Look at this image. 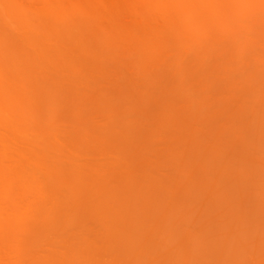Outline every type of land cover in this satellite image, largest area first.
Wrapping results in <instances>:
<instances>
[{"label":"rangeland","instance_id":"rangeland-1","mask_svg":"<svg viewBox=\"0 0 264 264\" xmlns=\"http://www.w3.org/2000/svg\"><path fill=\"white\" fill-rule=\"evenodd\" d=\"M176 1L0 0V264L252 263L257 245L249 244L248 255L244 248H239L243 254L234 253L232 229L239 223L229 225L233 238L225 228L229 219L238 220L239 209L247 215L262 210L264 216V70L249 55L255 49L258 58L264 43L249 41L254 45L242 52L237 42L244 35L238 14L251 0H223L225 8L221 0ZM214 4L223 8L217 12L226 11L212 17L210 40L217 37L221 43L211 41L218 48L231 47L219 48L228 60L238 47L242 54L233 58L248 55L242 62L236 58L238 64L223 57L234 72L240 66V80L235 73L228 77L225 72L233 71L213 54L205 55L196 41L201 32L193 36L188 29L185 12L192 8L194 15L187 16L202 17ZM225 19L228 28L219 24ZM161 27L167 31L158 41ZM176 27L186 32L175 33ZM226 35L234 38L228 41ZM259 35L258 43L264 41ZM169 44L190 52L172 54L164 49ZM152 45L157 52L152 60L166 56L179 64L180 58L188 61L189 52L197 62L183 63L178 77L174 70L173 81L176 63L171 68L167 61L170 75L154 65L141 71L143 61L151 62ZM136 50L149 57L142 55L141 62ZM127 54L132 58L125 59ZM201 62L205 70L199 69ZM77 197L83 203L79 209ZM225 213L231 217L224 219V230ZM225 231L232 239H222ZM248 236L239 238L248 244L254 240Z\"/></svg>","mask_w":264,"mask_h":264},{"label":"bare ground","instance_id":"bare-ground-1","mask_svg":"<svg viewBox=\"0 0 264 264\" xmlns=\"http://www.w3.org/2000/svg\"><path fill=\"white\" fill-rule=\"evenodd\" d=\"M203 1H204V0H203ZM221 1H223V0H221ZM221 1H219V4H220ZM238 1H239V0H236V2H238ZM242 1H243V0H242ZM248 1H249V0H248ZM261 1H262V2H261ZM261 1H260V0H251V3H250V1H249L250 4H248V2L246 3V1H245L244 3L248 4L249 6H247L246 4H242V5H241L242 10L239 9L240 7L238 8V9L240 10V12H241V13H239L240 15L238 14V16H240V18L243 17L245 21H247L246 19H249L248 22H247L246 24H247V25L250 24L249 26H246L245 23L242 22L243 18H242V20H238L239 23H240V22L242 23V24L240 23V24H241V30H240V31H243V33H244V35H243V33H241L240 35H243V36H240V37H239V38L242 37V38H243V39H242L243 41L241 42V39H239V38H238V40H240L241 43H239V41H237L238 44H239V47L242 48V49H241L242 52H243V50L248 49L249 44H250L251 41H252L254 44L257 43V45H258V44H259V45H260V44L263 45V43H264L263 40H262V42L258 43V41H261V40H260L259 37L257 36V34H260V35H259L260 38H261L262 36L264 37V33L262 32V31L264 30V28L260 30V28L262 27V25H264V23H263V22H264V20H263V19H264V0H261ZM168 2H169V1H168ZM175 2H177V1L175 0ZM213 2H214V1H213ZM223 2H224V1H223ZM223 2H222L223 5H222V4H221V5H222V7L225 8V6H224L225 2H224V3H223ZM240 2H241V1H240ZM169 3H170V2H169ZM178 3H179V4H181V3L184 4L182 1H181V2H178ZM178 3H177V5H178V7H179V4H178ZM216 3H217V2H216ZM241 3H242V2H241ZM175 4H176V3H175ZM175 4H174V5H175ZM205 4H206V3H205ZM239 4H240V3H239ZM161 5H162V4H161ZM214 5H216V4H214ZM214 5H213V6H214ZM226 5H227V6H230V5H228L227 3H226ZM236 5H237V4H236ZM189 6H190V5H189ZM209 6H210V5L208 4L207 7H209ZM238 6H239V5H237L236 8H237ZM176 7H177V6H176ZM178 7H177V9H178ZM184 7H185V6H182L181 8L183 9ZM186 7H188V6H186ZM186 7H185V8H186ZM193 7H194V6H193ZM222 7H221L220 9H223ZM255 7H256V8H255ZM181 8H179V9H181ZM185 8H184V10H185ZM188 8H189V7H188ZM188 8H186V10H188ZM190 8H191V6H190ZM197 8H198V7H197ZM215 8H216V9H215ZM215 8L211 9V13L209 12V11H210L209 9H208V10H205V13H206V11H208V12L210 13V14H208V12H207V14H208V16H209L210 18H208V16H206L207 14L204 15L203 12L201 13L202 15H204V16H202V17H201V15H200V13L195 14L196 16H193V17H192V16H191L192 13H193V15H194V12H192V11H194V9L192 10V8L189 9V11H187V12L189 13L190 10H192V11L190 12L191 15L189 14L190 17L187 16L188 13L185 12V13H186V17H187L188 19H190V21H188V22H189V23H188V24H189V25H188V26H189L188 29L192 28L194 34L192 33L191 35H193V36H194L195 34H197V32H198V33L201 32L202 36H198L199 39L196 40V41H199V42H200V43H199V46H200V47L203 46L202 49L205 48V49H204V50H205V55L208 54V53H209V54H213L214 56H213V55H211V56H213L214 58L217 57L219 62H222V63H223V61H226V60H227V61H228L227 64H229V61L232 62L231 59H232L235 55L240 56V55L242 54V52L240 53V48L238 47V49L234 50V53H232V55H234L235 53H236V54H235L234 56H232V58L229 57L230 59L228 60V59H226V58H228V57H225V56H224L225 51L222 52V48L225 47V46H223V45L221 44L220 46H221L222 48H221V50H220V49H219L220 46H219V48H218V47H217L218 44H215V43H217V41L220 42L221 39H220V38H219V39H216L217 37L214 38L216 42H215L213 39H211V40H213L215 43L212 42V41L210 40V38H212V37H210V35H211V33H210V32H211V29H210L211 27H210V26H211V25H210L209 23L211 22V20H213V18H216V17L218 16V14L220 15V14H222L223 12L226 11V10H223V11H221V12H217V10H220L219 7H218V5H216ZM246 8H247V9H246ZM259 8H261V9H259ZM262 8H263V9H262ZM171 9H172V8H171ZM238 9H237L236 11H239ZM250 9H252V12H251ZM255 9H256V10H255ZM169 10H170V9H168V11H169ZM201 10H202V9H201ZM228 10H229V9H228ZM243 10H246V11L248 10V11H250L251 13L249 14V12H247L248 14H246V13H245L246 11H243ZM257 10H260V13L263 11V13H261L260 15H257V14H256V13H257ZM261 10H262V11H261ZM166 11H167V9H166ZM170 11H171V10H170ZM172 11H173V10H172ZM195 11H196V10H195ZM215 11H216V13H215ZM254 11H256V13H255ZM176 12L178 13V11H176ZM253 12H254V13H253ZM167 13H168V12H167ZM174 13H175V12H174ZM217 13H218V14H217ZM234 13H236L235 10H234ZM237 13H238V12H237ZM165 14H166V13H165ZM165 14H164V15H165ZM170 14H171V13H170ZM172 14H173V13H172ZM175 14H176V13H175ZM179 14H180V13H179ZM179 14H178V15H179ZM211 14H212V16H211ZM213 14H214V15H213ZM255 14H256V15H255ZM258 14H259V11H258ZM262 14H263V16L260 17ZM158 15H159V14H158ZM178 15H176V16L178 17ZM245 15H246V16H251V15H253L252 17H255L256 19H255V18L252 19L251 17H246V18H245ZM145 16H146V15H145ZM149 16H150V14H149ZM155 16H156V15H155ZM165 16H166V15H165ZM173 16H174V15H173ZM197 16H200V18L197 17ZM205 16L207 17V19L204 18ZM236 16H237V15H236ZM256 16H257V17H256ZM147 17H148V15H147ZM156 17H157V16H156ZM174 17H175V16H174ZM177 17H176V18H177ZM212 17H213V18H212ZM259 17H260V20H258ZM149 18H150V17H149ZM164 18H165V17H164ZM164 18H163V19H164ZM193 18H196V19H193ZM198 18H199V19H198ZM234 18H235V17H234ZM240 18H239V19H240ZM261 18H262V19H261ZM166 19H167V16H166ZM172 19H173V18H172ZM202 19H203V20H202ZM204 19H206V20H204ZM219 19H220V21H221V18H218V20H219ZM223 19H224V18H223ZM237 19H238V18H237ZM251 19H252V20H251ZM149 20H150V19H148V21H149ZM218 20H216V21H217V25L215 24L216 27L218 26ZM253 20H254V21H253ZM160 21H161V19H160ZM171 21H172V20H171ZM171 21H170V23H169L168 20H167L168 23H166V25H169V26L172 25V24H171V23H172ZM175 21H176V20H175ZM208 21H209V22H208ZM220 21H219V24H220V25L223 24V27L226 25L225 27L228 28V26H227L228 23H226V19L223 21V22H225V23L220 22ZM249 21H250V22H249ZM251 21H252V22H251ZM259 21H260V22H259ZM149 22H150V21H149ZM151 22H152V21H151ZM153 22H154V21H153ZM153 22H152V23H153ZM214 22H215V21H214ZM254 22H255V24L258 23V25H254ZM156 23H157V22H156ZM221 23H222V24H221ZM251 23H253V24H251ZM262 23H263V24H262ZM159 24H160V23H159ZM164 24H165V23H164ZM213 24H214V23H213ZM243 24H244V25H243ZM259 24H261V27L259 26ZM161 25H162V24H161ZM175 25H176V24H175ZM186 25H187V24H185V26H186ZM208 25H209V26H208ZM251 25L256 26V27H252ZM155 26H156V25H155ZM169 26H168V27H169ZM185 26H184V27H185ZM188 26H186L185 28L187 29ZM213 26H214V25H213ZM239 26H240V25H239ZM157 27H158V26H157ZM179 27H180V26H179ZM218 27H219V26H218ZM243 27H244V28H243ZM249 27H250V28H249ZM257 27L259 28L260 31H257V29H258ZM165 28H167V27H165ZM176 28H177V32H176V30H175V33H181V34H183L184 32H186L185 29H184V32H183V33L180 32L181 30H179V32H178V27H176ZM181 28H182V26H181ZM245 28H246V29H245ZM247 28H248V29H247ZM252 28H255V30H253ZM150 29H152V28H149V31H150V32H152V31L154 32L153 29H152V30H150ZM158 29H159V28H158ZM160 29H162V27H161ZM160 29H159V30H160ZM179 29H180V28H179ZM182 29H183V28H182ZM188 29H187V31H191V32H192V30H188ZM217 29H218V28H217ZM239 29H240V28H239ZM209 30H210V32H209ZM221 30H222V29H221ZM228 30H229V33H230V29H227V31H228ZM251 30H252V31H251ZM165 31H167V29H166ZM165 31H164V32H165ZM168 31H169V29H168ZM182 31H183V30H182ZM225 31H226V30H225ZM225 31H224V32H225ZM253 31H254V32H253ZM255 31H257V33H256ZM158 32H159V31H158ZM158 32H156V33H158ZM164 32H163V29H162V32L159 34V37H158V36H157L158 38L156 37L158 41H159V38H160V40H163V38L165 37V36L163 35ZM169 32H170V31H169ZM195 32H196V33H195ZM212 32H213V31H212ZM216 32H218V30H216ZM224 32H223V33H224ZM252 32H253L254 34H252ZM259 32H260V33H259ZM148 33H149V32L147 31V35H148ZM173 33H174V32H173ZM173 33H172V31H171L169 35H171V34L174 35L175 33H174V34H173ZM247 33H249V36H250V37L252 36V37H251L252 39H251L250 37L247 39V35H248ZM262 33H263V34H262ZM141 34H142V33H141ZM150 34H151V33H150ZM150 34H149V36L152 35V34H151V35H150ZM153 34H154V33H153ZM167 34H168V32H167ZM213 34H214V32L212 33V35H213ZM145 35H146V33H145ZM157 35H158V34H157ZM169 35H168V36H169ZM184 35H185V34H184ZM198 35H200V34H198ZM224 35H225V34H224ZM224 35H222V36H224ZM230 35H233V34H230ZM230 35H229V37H228V35H226V37L228 38V41H229V38H230V40H232V39L234 38V37H230ZM253 35H254V36H253ZM261 35H262V36H261ZM168 36H167V38H170V36H169V37H168ZM189 36H190V35H189ZM255 36L258 38L257 40L255 39V38H256ZM190 37H191V36H190ZM190 37H189V38H190ZM198 37H197V38H198ZM224 37H225V36H224ZM187 38H188V36H186V39H187ZM189 38H188V39H189ZM145 39H147V38H145ZM201 39H202V41H201ZM223 39H224L225 41H227L225 38H223ZM235 39H236V38H235ZM235 39H234L233 41H231V42H232V45H233L234 43H237V42H235ZM250 39H251V40H250ZM253 39H254V40H253ZM262 39H264V38H262ZM157 40H156V41H157ZM164 40H165V39H164ZM172 40H173V39H172ZM172 40L170 41V43L172 42ZM178 40H179V39H178ZM178 40H176V41L179 42ZM255 40H256V42H254ZM150 41H151V40H150ZM156 41L153 40V42H156ZM158 41H157V42H158ZM225 41H224V42H225ZM228 41H227V43H228ZM249 41H250V42H249ZM157 42H156V43H157ZM177 42H176V43H177ZM231 42H229V43L231 44ZM213 43H214V44H213ZM220 43H221V42H220ZM225 43H226V42H225ZM225 43H224V44H225ZM253 43H251L250 45H254ZM159 44H160V42H159ZM159 44H157V45H159ZM161 44H163V43H161ZM165 44H166V43H165ZM177 44H179V43H177ZM183 44H186V43H183ZM196 45H197V44H196ZM194 46H195V45H194ZM228 46H229V45H228ZM228 46H227V44H226V47H228ZM260 46H261V45H260ZM154 47H155V46L152 45L151 48H152L153 50H152V51L150 50V53H152L153 55L150 54L149 52H147L148 50H146V48H144V51L146 50L145 52H146V53H149V55H151L150 58H148L149 55H146L147 57H145V56H144L145 52H143L142 50H140V52H143V53H144V54L142 53V55L145 57V59L148 58L149 60H151L150 64H148L146 61H143V62H145V63H143V64H145V65L141 64V63L138 61V62L141 64L140 67L143 65V67H141L140 70H141L142 68H144V69L146 68V69H148V71H149L150 69H153V68H152L153 65L155 66L154 68L158 67L159 69H161V67H162L161 70H163V68L166 67L168 64H169V67L172 68V66H170V65H174V66H175L174 63H176V64L178 63V62H174V61H173V64H171L172 61H171L170 59H167L166 56L164 57V54H163V52H162V56L164 57V58H162V60H160L161 58H160V59H156V56H155V58H154L155 61H156V60H159V61H161L162 63L159 65L158 63H160V62L157 61L156 64H154L155 61L152 60V58L154 57V54H155V52H156V50H155ZM159 47L161 48V51H163V48H162L161 46H159ZM171 47H172V46H170V44H169V45H168L167 47H165L164 49L168 48L167 50H168L169 52L173 50V51H172V54H176L177 52H180V51H181V52L185 51V53H186L187 50L189 49V47H187L188 49L186 50V46H185V48L183 47V50H179V49H182V47H180L178 50L175 51V50H174V49H175V46H174L173 49H172ZM177 47H178V46H177ZM226 47H225V48H226ZM229 47H230V46H229ZM262 47L264 48V45H263ZM151 48H150V49H151ZM225 48H224V49H225ZM230 48H231V47H230ZM233 48H235V47H233ZM139 49H141V48H139ZM139 49H138V50H139ZM142 49H143V48H142ZM169 49H170V50H169ZM171 49H172V50H171ZM190 49H191V48H190ZM256 49L260 50L259 48H256ZM191 50H192V49H191ZM226 50H228V48H226ZM229 50L231 51V49H229ZM252 50H253V49H252ZM252 50L249 52V55L253 54V58H252V56H250V57L252 58V59H251V58H250V59H251V61L257 62V65H255V66H259L260 64H258V63H262V64H264L263 61H261V60H263V59L261 58V56H263L264 53H258V54H259V55H258L259 57L257 58V54L254 55V54H255V49H254V52H253V53H252ZM153 51H155V52L153 53ZM188 51L190 52V50H188ZM232 51H233V50H232ZM236 51H237V52H236ZM136 52H137V50H136ZM189 52H188L187 54H189L190 57L188 58V61H187V62H189V59L191 58V54H190ZM201 52L203 53V51H201ZM207 52H208V53H207ZM210 52H213V53H210ZM238 52H239V53H238ZM245 52H247V51H245ZM245 52H244V53H245ZM137 53L139 54V52H137ZM202 53H201V54H202ZM214 53H215L216 55H215ZM237 53H238V54H237ZM244 53H243V54H244ZM134 54L136 55L135 52H134ZM183 54H184V52H183ZM183 54H182V55H183ZM209 54H208V55H209ZM226 54H227V53H226ZM262 54H263V55H262ZM128 55H129V54H127V57H125V59H128V58L131 59V58H132V57H130V56H132V54L129 55V56H128ZM135 55H133V57H140L139 55H141V53H140L138 56H137V55L135 56ZM142 55H141V57H140V58H141V62H142V60H144ZM155 55H157V52H156ZM197 55H198V52H197ZM197 55H196V56H197ZM203 55H204V54H203ZM205 55H204V57H205ZM186 56H187V55H186ZM200 56H201V55H200ZM226 56H227V55H226ZM246 56H248V55H245V56L242 55L241 59L238 57V58L240 59V62H242V60H243L244 57H246ZM255 56H256V58H255L256 61H255V59H254ZM174 57H175V56H174ZM177 57H178V56H177ZM177 57H175V58H177ZM202 57H203V56H201V59H202ZM223 57H224L226 60H224ZM263 57H264V56H263ZM158 58H159V56H158ZM175 58H173V59L175 60ZM183 58H184V57H183ZM193 58H194V57L191 58L192 61H193V62H191V63L195 64V61H196L197 59H194V60H193ZM196 58H200L199 55H198ZM211 58H212V57H211ZM219 58H220V59H219ZM236 58H237V57L233 58V61H234V59H235V61L237 62L236 64H238V61H237L238 58H237V60H236ZM260 58H261V59H260ZM148 59H147V60H148ZM164 59H165V60H164ZM166 59H167V60H166ZM178 59H179V57H178ZM180 59H181V58H180ZM180 59H179V64H180V62H181V65L179 66L180 68L178 69L177 66H178L179 64H177V66H176V67H177V70H176V67H175V69L173 68L172 72H170V73H172V75L175 73L177 77H178L177 72H180V71H181L180 69H182V68L185 69V66H184L183 63H186V64H185L186 67H187V65L190 64V63L187 64V62H183V63H182V61H181ZM186 59H187V58H186ZM206 59H207V58H206ZM206 59H205V60H206ZM208 59H209V58H208ZM208 59H207V60H208ZM222 59H223V60H222ZM246 59L248 60V57H247ZM246 59H245V60H246ZM253 59H254V60H253ZM257 59H259V61H258ZM168 60H170L171 63H170ZM184 60H185V58H184ZM202 60H203V59H202ZM210 60H211V59H210ZM210 60H208V61H210ZM216 60H217V59H216ZM220 60H221V61H220ZM245 60L243 61V63H244V64L246 63V65H247L248 62H245ZM247 60H246V61H247ZM124 61L127 62L128 60H124ZM153 61H154V62H153ZM167 61L169 62L168 64H167ZM177 61H178V60H177ZM185 61H186V60H185ZM235 61H234V62H235ZM129 62H130V61H128V63H129ZM196 62H197V61H196ZM203 62H204V61H203ZM205 62H206V61H205ZM219 62H217V63H219ZM128 63H125V62H124V64H125L126 66H127ZM139 63H138V64H139ZM146 63H147L148 65H146ZM208 63H210V62H208ZM217 63H216V64H217ZM249 63H250V61H249ZM249 63H248V64H249ZM129 64H130V63H129ZM162 64H163V65H162ZM164 64H165V65H164ZM193 64H190V65H193ZM200 64H202V62H201ZM200 64H199V65H200ZM224 64H225V62H224L222 65L224 66ZM227 64H225V66H224V67L226 68L225 70H227V68H228V69L230 68L229 66H227ZM236 64H234V65H236ZM239 64H242V63H239ZM255 64H256V63H255ZM262 64L260 65V66H262V68L259 66L261 69L258 67L261 71L264 70V69H263V68H264V67H263L264 65H262ZM204 65H205V64H204ZM204 65L202 64V65H200V67H199V66H197V67H199V69H200V68L203 69V67H201V66H204ZM209 65L211 66V63H210ZM232 65H233V64H231V66H232ZM251 65H253L252 67H254V63H253V64H251V63L249 64L250 67H251ZM144 66H145V67H144ZM146 66H147V67H146ZM160 66H161V67H160ZM182 66H183V67H182ZM213 66H215V64H214ZM223 66H221V68H222ZM226 66H227V67H226ZM236 66L238 67L239 65H236ZM236 66H235V67H236ZM242 66H243V65H241V67H242ZM149 67H151V68H149ZM211 67H212V66H211ZM216 67H217V66H216ZM224 67H223V69H224ZM232 67H233V66H232ZM235 67H234V68H235ZM239 67H240V66H239ZM239 67H238V68H235V72H234V69H229L228 71H233V72H225V73H226V74L229 73V74H228V75H229L228 77H231V76H232V73H233V75H234V73H235V76H233V77H236V76H237L236 72H238L239 76H241L240 73H242V72L239 73L240 70H239V71H236V69L238 70ZM250 67H243V68H248V69L251 70L252 68H250ZM256 68H257V67H256ZM258 68H257V70H258V72H259V74H260L261 71H260ZM144 69L141 70V71H144V72H145L146 69H145V70H144ZM164 69L167 70L168 68H164ZM205 69H206V67L204 66V70H205ZM207 69H208V68H207ZM240 69H241V68H240ZM174 70H175L176 72H175ZM187 70L189 71V69H187ZM187 70H184L183 73H185V71L187 72ZM196 70H197V69H196ZM204 70H203V73H205ZM244 70H245V69H243V71H244ZM246 70H247V69H246ZM250 70H249V71H250ZM169 71H170V70H167V72H168L167 75H170V74H169ZM173 71H174V73H173ZM192 71H194V70H192ZM192 71H189V72H192ZM197 71H199V70H197ZM208 71H209V70H208ZM247 71H248V70H247ZM253 71H254V72H257V71H255V67H254ZM201 72H202V71H201ZM215 72H217V71H215ZM251 72H252V71H251ZM150 73H151V72H150ZM164 73H165V72H164ZM199 73H200V71H199ZM199 73H198V74H199ZM203 73H202V74H203ZM206 73H207V72H206ZM212 73H213V72H212ZM212 73H211V74H212ZM218 73H219V72H218ZM225 73H223V74H225ZM230 73H231V76H230ZM245 73H246V72H245ZM140 74H141V73H140ZM143 74H144V73L142 72V75H141V76H143ZM145 74H146V77H145V76H144V77H145V78H149V77H147V75L149 74V73L147 74V71H146ZM155 74H156V73H155ZM181 74H182V73H181ZM188 74H190V73H188ZM195 74H196V73H195ZM200 74H201V73H200ZM207 74H208V73H207ZM207 74H206V77L209 76V75L207 76ZM216 74H217V73H216ZM251 74H252V73H251ZM253 74H254V73H253ZM255 74H257V73H255ZM255 74H254V76H255ZM259 74H257V75H259ZM182 75H184V74H182ZM182 75H181V76H182ZM191 75H192V74H191ZM218 75H220V74H218ZM243 75H244V74L242 73V76H243ZM248 75L250 76L249 73H248ZM257 75L255 76L256 79H257V77H258ZM148 76H149V75H148ZM162 76H163V75H161V76H159V77H162ZM196 76H197V75H196ZM242 76H241V77H242ZM249 76H248V78H249ZM254 76H252L253 79L250 78V79L253 80V83H254V81H256V79H255ZM144 77H143V79H144ZM155 77H156V76H155ZM168 77H169V76H168ZM173 77H174V78H172V76H171V77L169 78V80L172 79V81H173V80L176 78L175 75H173ZM202 77H203V76H202ZM211 77H212V76H211ZM225 77H227V75H225ZM162 78H163V77H162ZM179 78H180V77H179ZM243 78H244V77H243ZM243 78H242V79H243ZM246 78H247V77H246ZM143 79H142V80H143ZM167 79H168V78H167ZM190 79H191V77H190ZM204 79H206V78H204ZM210 79H211V78H210ZM228 79H229V78H228ZM231 79H232V78H230V80H231ZM237 79L240 80V78H239L238 76H237ZM242 79H241V80H242ZM254 79H255V80H254ZM258 79H260V78L258 77ZM145 80H146V79H145ZM164 80H165V79H164ZM180 80H181V78H180ZM187 80H188V79H187ZM193 80H194V79H193ZM201 80H202V79H201ZM208 80H209V78L207 79V81H208ZM226 80H227V78H226ZM235 80H236V79H235ZM245 80H246V79H245ZM252 80H251V83H250V84H253V83H252ZM158 81H159V80H158ZM160 81H161V79H160ZM162 81H163V79H162ZM167 81H168V80H167ZM181 81H182V80H181ZM203 81H204V80H203ZM207 81H205V82H207ZM232 81H233V80H232ZM145 82H146V81H145ZM164 82H165V81H164ZM209 82H210V81H209ZM256 82H257V81H256ZM256 82H255V83H256ZM258 82H261V79H260V81L258 80ZM262 82H263V83H262ZM262 82H261V84H264V79H262ZM210 83H211V82H210ZM242 83H243V82H242ZM255 83H254V85L257 86V84H255ZM206 84H207V83H206ZM208 84H209V83H208ZM216 84H217V83H216ZM221 84H222V83H221ZM235 84H236V83H235ZM258 84H259V83H258ZM261 84H260V85H261ZM145 85H146V84H145ZM209 85H210V84H209ZM212 85H214V84L211 83L210 86H212ZM242 85H243V84H242ZM210 86H209V87H210ZM215 86H216V85H215ZM222 86H223V85H222ZM256 86H253V87H255L256 89H258ZM209 87H208V88H209ZM243 87H244V86H243ZM253 87H252V88H253ZM204 88L206 89V85L204 86ZM142 89H143V88H142ZM144 89H145V88H144ZM256 89H254V90H256ZM206 90H207V89H206ZM243 90H244V89H243ZM245 90H246V89H245ZM183 91H184V90H183ZM239 91H240V90H239ZM241 91H242V89H241ZM145 92H146V91H145ZM144 98H145V97H144ZM40 187H41V186H40ZM35 189L37 190V188H35ZM41 189H42V188H41ZM5 191H6V190H5ZM37 191H38V190H37ZM43 191H44V190H43ZM38 192H39V191H38ZM3 194H5V193L3 192ZM78 199H79V200H78ZM80 199H81L80 197H77V198L75 199V202L77 201L78 203H76V204H78V205H77V208H76V205H74V208L79 209L80 203L83 204V203L80 201ZM85 201H86V200H85ZM29 209H30V208H29ZM76 209H75V210H76ZM112 209H113V207H112ZM239 210H240V211H239ZM239 210H238V211H239V214H240V215L238 214V216H237V217H238V220H237V221H239V222L236 221V222H237V223H236V222L232 221V222H234V224H232V222H230L232 219H229V218H228V217H231V215L228 216V214H230V213H228V214L225 213L224 215L222 214L223 216H220L221 219H222V221H223L224 219H227V218H228V219L230 220V221H229L230 223H229V222L227 223L226 220H224L225 222H222V225H224V226H221V228L223 227V229H224L225 225L228 224V225L226 226L225 229H228L229 233H231V235H232V236H231L232 238H233V233H234V234L236 233L235 235H237V237H236V238L234 237L233 239H234L237 243H234V241L232 240L233 246H234V244H236V245L234 246L235 248H233L234 250L236 249V250L234 251V253H235V252H236V253L239 252L238 254H240V252H241V253L244 252V251L241 250V249L244 248V249H243V250H245V253H244V254L246 255V253L248 252V253H247V255H248V254L251 253V251H252V250H250L251 247H250V248L248 247L249 244H251V245H253V246H256V245H257V247L254 248V249H257L258 251H254V252L252 251V258H251V259H252V263H250V264H264V260H262L263 255H264V251H263V250H264V246H263V245H264V242H263V240H264V219L262 220V217H264V216H261V215L263 214V212H261L262 210H257V211H258V213H257V212L254 210V211H252V213H251L250 215H247V213H249V212L244 211L243 213L246 214V216H245V215H243L241 209H239ZM0 211H1V210H0ZM260 212H261V214H259ZM0 213H1V212H0ZM235 213H237V212H235ZM258 214H259V215H258ZM112 215H113L112 218L115 219V218H114V216H115L114 213H112ZM150 215H151V214H150ZM152 215H157V216H158L159 214L154 213V214H152ZM152 215H151L150 217H152ZM162 215H163V214H162ZM225 215H227V216H225ZM223 217H225V218H223ZM259 217H260V218H259ZM161 218H162V217H161ZM247 218H248V219H247ZM214 219H215V218H214ZM228 219H227V220H228ZM246 219H247V220H246ZM260 219H261L262 221H261ZM248 220H249V221H248ZM245 222H247V223H245ZM248 222H249V223H248ZM226 223H227V224H226ZM238 223H239V226L237 227V225H235V224H238ZM172 224H173V225H172ZM172 224H170V227H171V228L169 227V223H168V224L166 223L165 226L167 227V225H168L169 229H172V228H173L172 230H174V226H175L174 224H177V223H172ZM230 224H231V225H230ZM171 225H172V226H171ZM229 225H230V226L235 225V226L233 227V229H235V231L232 229L233 233H232L231 228L229 227ZM175 228H178V227L175 226ZM229 228H230V229H229ZM225 229H224V230H225ZM177 230H178V229H177ZM214 230H215V229H214ZM218 230H219V228L217 229V231H218ZM251 230H252V232H251ZM247 231H250L251 234L249 235V233H247ZM172 232H173V231H172ZM172 232H171V233H172ZM174 232H175V231H174ZM225 232H226V234H224V235H225L226 238H225L224 235H223V236H222V239H223V238H224V239H232V238H227L228 236H226V235H228L229 233L227 234V231H225ZM248 235L251 236L252 238H254V240H257V241H254L253 239L250 240V238H249ZM229 236H230V235H229ZM246 236H248L247 238H249V240H250V241L248 240V242H249L248 244H245V243H247L246 240L243 241V240H241V239L239 238V237H241V238L244 237V238H245ZM150 237H152V236H150ZM237 238H238V239H237ZM244 238H242V239H244ZM149 240H150V239H149ZM239 240L242 241L244 244L241 245V242H240ZM261 240H262V243H260ZM251 241H252V242H251ZM253 241H254V242H253ZM256 243H258V244L260 243L261 245H258V244H256ZM237 244H238L239 246H237ZM240 245H241V247H240ZM244 246H246V247H244ZM236 247H237V248H236ZM258 247H260V248H258ZM239 248H241V249H239ZM252 248H253V247H252ZM261 248H262L263 250H261ZM226 249H228V248H226ZM246 249H249L250 251H249V250H246ZM240 250H241V251H240ZM246 251H247V252H246ZM146 254H147V253H146ZM149 254H150V252H148V255H149ZM242 254H243V253H242ZM150 256H151V255H150ZM145 257H147V255H145ZM145 257H143V258H145ZM148 257H149V256H148ZM148 257H147V258H148ZM205 257H206V256H205ZM143 258H142V259H143ZM198 258H199V257H197V259H196V258H194V259H195V260H200V259H201V258H200V259H198ZM230 258H231V257H230ZM149 259H150V258H149ZM204 259H206V258H204ZM143 260H145V259H143ZM200 261H201V262H200ZM200 261H199V262H197V261L194 262V261H193L192 263L195 264V263L197 262V263H199V264H201V263L203 264L202 260H200ZM233 261H234V260H233ZM233 261L231 260V262H232L231 264L235 263V262H233ZM109 262H110V261H109ZM136 262H137V261H136ZM132 263H133V262H132ZM159 263H160V262H159ZM192 263H191V264H192ZM226 264H227V263H226ZM228 264H230V262H228ZM235 264H236V263H235ZM243 264H244V263H243Z\"/></svg>","mask_w":264,"mask_h":264}]
</instances>
